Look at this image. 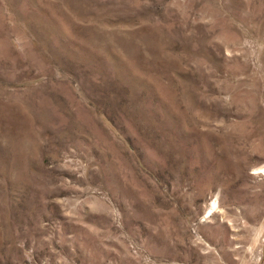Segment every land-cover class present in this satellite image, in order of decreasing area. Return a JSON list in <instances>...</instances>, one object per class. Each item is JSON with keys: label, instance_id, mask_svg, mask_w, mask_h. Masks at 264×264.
I'll list each match as a JSON object with an SVG mask.
<instances>
[{"label": "rangeland", "instance_id": "374dc122", "mask_svg": "<svg viewBox=\"0 0 264 264\" xmlns=\"http://www.w3.org/2000/svg\"><path fill=\"white\" fill-rule=\"evenodd\" d=\"M0 264H264V0H0Z\"/></svg>", "mask_w": 264, "mask_h": 264}]
</instances>
